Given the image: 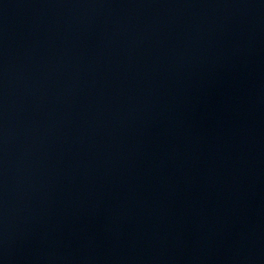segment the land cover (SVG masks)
I'll use <instances>...</instances> for the list:
<instances>
[{
	"label": "water",
	"instance_id": "obj_1",
	"mask_svg": "<svg viewBox=\"0 0 264 264\" xmlns=\"http://www.w3.org/2000/svg\"><path fill=\"white\" fill-rule=\"evenodd\" d=\"M0 264H264V0H0Z\"/></svg>",
	"mask_w": 264,
	"mask_h": 264
}]
</instances>
